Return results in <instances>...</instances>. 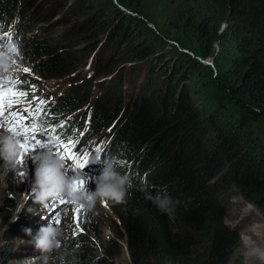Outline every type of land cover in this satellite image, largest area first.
Returning a JSON list of instances; mask_svg holds the SVG:
<instances>
[{"label":"trees","instance_id":"16d2710c","mask_svg":"<svg viewBox=\"0 0 264 264\" xmlns=\"http://www.w3.org/2000/svg\"><path fill=\"white\" fill-rule=\"evenodd\" d=\"M119 1L132 10V6L149 0ZM156 1L173 16L172 22L164 20L163 12H144L155 25L165 22L166 31L175 36L174 41L182 49L191 50L195 60L175 58L173 65L177 70L169 72V86L161 88L153 77L155 67H151L145 81L147 90L133 99L121 87L106 88L96 97L101 93L96 91L98 87L72 80L77 60L67 58L64 52L73 33L58 38H53L48 30L33 34L36 20L29 14L36 0H29L30 8L21 10L20 1L17 11L14 2L8 0L3 1V7L6 18L18 12L24 21L20 55L36 62L34 74L44 80L69 79L64 95L52 93L42 103L40 124L53 126L57 142L64 138L70 141V133L77 126H82V138L88 134L93 139L99 135L107 137L105 130L114 131L112 138L108 134V147L102 158L120 161L118 174L123 177L131 172L134 180H128L131 187L124 202L105 200L124 229L110 218L104 221L111 222L114 231L125 238L132 264H228L240 234L224 220V191L229 185H236L251 202L264 209V0ZM46 7L36 8L44 14ZM113 17L115 30L126 28V20L120 14L115 11ZM93 27L87 32L91 34ZM147 43L133 56L138 62L152 51V45ZM206 60H211L218 71V80L213 81L219 96L205 91L206 78L212 75L211 68L200 63ZM115 63L107 58L94 74L108 73ZM223 66L227 68L224 70ZM130 71L141 76L138 69ZM126 78L131 87L135 80L130 75ZM118 82H122L121 76ZM178 83L183 87H178ZM187 83L193 90L190 96L184 90ZM31 85L34 82L22 88L28 92ZM130 90L135 93V88ZM83 119L87 123L84 134ZM215 162H222V169L216 168ZM148 196L160 202L179 200L175 216L162 213L151 200H146ZM30 207L34 212L36 205H27L28 216L32 214L28 212ZM86 213L90 215V210ZM106 238L104 253L120 255L123 242L120 244L113 236ZM75 239L66 261L75 260L79 252L84 259L81 264H102L103 259H96L98 253L92 258L86 256L87 251L96 252L91 241Z\"/></svg>","mask_w":264,"mask_h":264},{"label":"rangeland","instance_id":"374dc122","mask_svg":"<svg viewBox=\"0 0 264 264\" xmlns=\"http://www.w3.org/2000/svg\"><path fill=\"white\" fill-rule=\"evenodd\" d=\"M3 1L0 0V2ZM20 1L22 4L20 10L29 6L27 5L29 0H8L9 3L14 2L16 11ZM55 1L57 0H36V5L32 6L29 14V18L36 20L33 24L36 27L32 33L39 34L43 30H48L53 38H58L66 33H73V37H71L64 52L67 58L77 60L75 63L76 70L71 78L80 85L98 87L96 91L101 93L96 97H100L106 88L115 90L120 87L128 98L138 97L137 95L142 90H147L145 81L151 67H155L153 77L159 87L169 86L167 76L169 72L177 70L176 64L173 65L176 62L175 58L195 60L191 50L182 49L174 41L175 36H171L166 31L165 22H160V25H155L152 22L149 15H154L157 12H163V18L166 22L168 20L172 22L173 18L166 10L161 9L156 0H149L146 4L138 7L132 6V10L121 6L119 0H62L63 2L60 4ZM45 5H47V11L42 14L37 8H44ZM22 11L24 12V10ZM115 11L126 20V28L121 31L114 28L113 14ZM47 15H50L49 20H45ZM42 17L43 20H41ZM93 25L95 27L92 28L93 32L90 34L87 30ZM27 28L30 29L29 32L32 30V26ZM28 36H31V33ZM146 42H148L147 45H152V51L147 58L138 62L133 56L139 49H143L142 45ZM107 58L116 62L113 68L108 73L102 74L103 76L101 73L95 75L94 72L98 67L105 65ZM122 59L124 60L122 61ZM208 62L211 64L205 66L211 68L212 75L211 78H206L205 91L211 95L219 96L218 88L213 81L218 80L219 74L211 60ZM34 63L36 64V62ZM34 63L26 61L19 52L8 61V70L20 71L23 76L31 80L30 82H34V85L38 86L40 90L32 91L33 95L41 96L44 93H51L54 88L57 89L55 91L57 96L66 93L69 79L44 80L39 78L33 72ZM134 68L141 72V76L130 71ZM226 68L224 67V70ZM26 69H30V71H26ZM204 70V74L207 75V69ZM129 72L131 74H128ZM129 75L132 80H135L131 83V87L135 88V93L131 92V87L128 85L126 76ZM120 76L122 78L121 83L118 82ZM76 77L81 80L75 79ZM94 78L95 80H93ZM187 85L184 90L190 96L193 94V90L190 83ZM177 86L183 87L181 83H178ZM148 94L150 96L151 92ZM224 103L231 106L227 101ZM86 106L89 104L87 103ZM0 128L2 129L3 125H0ZM3 129L5 130V128ZM4 132L5 135L7 132L11 133L7 130ZM23 146L22 155L15 170H5L0 167V264H59V261L61 263L67 262V264H81L84 259L79 257V252H76L75 260L66 261L68 258L66 253L70 250L74 238H76L75 240L91 241L95 245L96 252L87 251L86 256L92 258V255L98 253L96 259L98 262L103 259L102 264H132L126 252L125 238L112 229L111 222L104 221V219L110 218L116 222L118 227L124 229L123 224L105 201H97L95 207L89 209L90 215L86 213L88 208H78L63 198L50 201L48 208H43L34 202L32 189L30 190L31 185L35 183V172L38 167L34 162V157L41 153L38 150H33L35 144L31 143L30 139ZM213 146L214 141L210 138V147ZM26 147L29 149L28 151L25 150ZM126 162L125 164L128 166L131 165L130 162ZM3 164L4 161L0 159V165ZM214 165L220 169L223 166L222 162H215ZM115 171L118 172V170ZM229 173L227 172L225 175L226 181L229 180ZM69 176L72 177V175ZM91 177L88 178L87 188L95 191L97 180ZM229 186L228 190L224 191L223 200H221L227 208L224 220L230 227L239 232L240 240L235 246L234 254L228 264H264V209L251 202L238 186ZM28 204L36 205L34 215H27L26 207ZM21 205L24 206L23 210L17 214V219L13 221L12 218L16 215V209ZM49 223H52V227H61L62 235L58 237L61 241V247L50 253H41L35 248L33 238L42 227H48ZM107 226H110L109 228L114 233L111 236L120 244L123 242V251L120 255L112 256L104 253L108 239L105 238L107 229L105 227ZM24 229H31L32 235H27ZM90 260L97 262L95 259Z\"/></svg>","mask_w":264,"mask_h":264},{"label":"clouds","instance_id":"9594fccd","mask_svg":"<svg viewBox=\"0 0 264 264\" xmlns=\"http://www.w3.org/2000/svg\"><path fill=\"white\" fill-rule=\"evenodd\" d=\"M22 35V32H21ZM19 39L17 38L18 53ZM16 54V55H17ZM15 55V56H16ZM14 58V57H13ZM12 58V59H13ZM11 60V59H10ZM8 61L3 56H0V74L8 70ZM35 84V83H34ZM77 128H79L77 126ZM112 131V129H109ZM80 131V130H79ZM112 138V133L105 131ZM93 139V138H92ZM96 138L93 139V141ZM57 143V138H51V144ZM82 144V141H79ZM0 159L4 161L3 167L5 170H15L19 163V158L22 155V141L16 134L8 133L0 139ZM46 151L34 157L35 164L38 165L35 172V183L32 186L34 195V202L40 204L43 208H48L49 202L60 198L68 200L70 203L76 205L78 208L91 209L95 207L97 201L113 200L116 202H124L125 197L131 187L129 181H133L132 173L129 172L126 176H121L115 170H118L121 162L118 160L104 159L99 153L92 158L97 167L100 169L91 178H97V187L95 191L87 188L88 178L84 172L77 173L75 177L69 176L68 168L66 167L64 156L56 154L50 144L43 146ZM129 180V181H128ZM83 182V187L78 186V182ZM146 200H151L158 210L173 218L176 214L177 206L180 204L179 200L175 203L171 199L160 202L152 197H146ZM23 205L16 209V215L12 218L13 221L17 219V214L23 210ZM28 212L35 214L33 209L28 208ZM49 223L48 227H42L38 234L33 238L35 248L41 253H50L54 249L61 247V241L58 239L62 235L61 227H52ZM112 227V226H111ZM113 229V227H112ZM112 229L108 228L106 237L113 235ZM27 235H32L31 229H24ZM111 231V233H109ZM109 234V235H108ZM105 237V238H106Z\"/></svg>","mask_w":264,"mask_h":264},{"label":"snow or ice","instance_id":"6c2138e0","mask_svg":"<svg viewBox=\"0 0 264 264\" xmlns=\"http://www.w3.org/2000/svg\"><path fill=\"white\" fill-rule=\"evenodd\" d=\"M0 30H2V26H0ZM0 40H2V37H0ZM26 71H30V69H26ZM13 97H23L24 99H20V100H13L12 98ZM33 101L31 100H27V90L26 89H23V88H20L18 87L16 84H14L12 87L8 88L7 90H4L2 88H0V112H2L4 110V107L5 105L11 107V105L13 103H20V104H27V105H30ZM23 111H27V112H30L31 113V109L25 107L23 109ZM19 121H22L24 119H26L21 112H17V113H14L13 114ZM9 132H14L15 129L12 128V127H9L7 129ZM28 131H32V132H35L36 131V126L33 125V127L31 129L25 127L24 128V132H28ZM16 135H20L21 133L19 132H16L15 133ZM43 135V134H41ZM38 144L40 143L39 140L36 141ZM45 146V144H40V147H43ZM22 147H24L22 145ZM67 147V146H66ZM72 147L74 148L75 145H72ZM26 151H28L29 149L26 147L25 148ZM97 152L99 151V149L96 150ZM80 155L82 158H78L76 153H74L71 148L68 149V158L71 160V161H74L75 162V167L76 168H85V166L89 163V160H88V155L86 153H83L82 150L80 152ZM91 162H95V161H91ZM74 170L75 169L72 167V166H69V170ZM78 186L80 187H83V182L80 181L78 182Z\"/></svg>","mask_w":264,"mask_h":264},{"label":"bare ground","instance_id":"6f19581e","mask_svg":"<svg viewBox=\"0 0 264 264\" xmlns=\"http://www.w3.org/2000/svg\"><path fill=\"white\" fill-rule=\"evenodd\" d=\"M57 89L56 88H54V90L53 91H51V93H49V94H52V93H54V95H57L56 94V91ZM83 123V134H84V128L85 127H87V123L84 121V119H83V121L81 122V124ZM82 127V126H81ZM1 129V128H0ZM5 130L2 128L1 130H0V139H2L4 136H5V132H4ZM3 132H4V134H3ZM91 135H87V136H85L84 138H82V148L84 149V150H91V151H93V149H94V152L95 153H99V155L102 157L103 156V154L106 152V147H108L107 145H108V142H109V139H108V137H101V135H99V136H97V137H95L96 138V143H94L93 142V139L90 137ZM0 147H2V145H0ZM97 149H99L100 151L99 152H97L96 150ZM97 178L98 177H95V179L97 180ZM32 186H33V184L31 185V188H30V190L32 189ZM29 190V189H28ZM0 191H1V186H0ZM110 225H111V223H110ZM110 226H107V227H105V228H107L106 229V233H108V228H109ZM109 235V234H108ZM261 243V242H260ZM251 246V245H250ZM264 246V245H263ZM249 248V247H248ZM252 250V249H251ZM251 253V252H250ZM252 254V253H251ZM254 255H256V254H254Z\"/></svg>","mask_w":264,"mask_h":264},{"label":"water","instance_id":"95a60500","mask_svg":"<svg viewBox=\"0 0 264 264\" xmlns=\"http://www.w3.org/2000/svg\"><path fill=\"white\" fill-rule=\"evenodd\" d=\"M201 63L202 64H204V65H210L211 63L210 62H208L207 60L206 61H201ZM210 63V64H209ZM32 215V214H31ZM34 215V214H33Z\"/></svg>","mask_w":264,"mask_h":264}]
</instances>
